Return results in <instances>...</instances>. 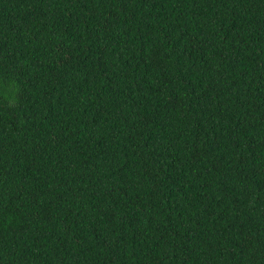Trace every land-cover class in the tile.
I'll return each instance as SVG.
<instances>
[{
	"label": "trees",
	"instance_id": "trees-1",
	"mask_svg": "<svg viewBox=\"0 0 264 264\" xmlns=\"http://www.w3.org/2000/svg\"><path fill=\"white\" fill-rule=\"evenodd\" d=\"M0 264H264V0H0Z\"/></svg>",
	"mask_w": 264,
	"mask_h": 264
}]
</instances>
